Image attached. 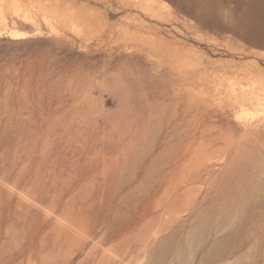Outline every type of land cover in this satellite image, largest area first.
<instances>
[{
	"label": "rangeland",
	"instance_id": "rangeland-1",
	"mask_svg": "<svg viewBox=\"0 0 264 264\" xmlns=\"http://www.w3.org/2000/svg\"><path fill=\"white\" fill-rule=\"evenodd\" d=\"M154 1L0 0V264H264V0Z\"/></svg>",
	"mask_w": 264,
	"mask_h": 264
},
{
	"label": "bare ground",
	"instance_id": "bare-ground-1",
	"mask_svg": "<svg viewBox=\"0 0 264 264\" xmlns=\"http://www.w3.org/2000/svg\"><path fill=\"white\" fill-rule=\"evenodd\" d=\"M123 1H127L129 3H132L134 5H137L139 7H142V8H154V9H157L158 7V4L156 1L154 0H123ZM161 4H159V7H160ZM68 224L71 228L73 229H76L78 230L79 227L77 226V224L73 221H68ZM76 235H80V236H85L84 233L82 234H76ZM106 254L109 255L115 262L117 261H123V260H126V252L125 251H121V250H118L117 248L115 247H110V248H107L106 247ZM109 256H107L109 258Z\"/></svg>",
	"mask_w": 264,
	"mask_h": 264
}]
</instances>
